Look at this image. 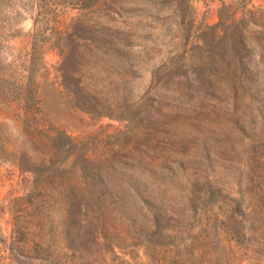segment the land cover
I'll use <instances>...</instances> for the list:
<instances>
[{
  "label": "rangeland",
  "instance_id": "rangeland-1",
  "mask_svg": "<svg viewBox=\"0 0 264 264\" xmlns=\"http://www.w3.org/2000/svg\"><path fill=\"white\" fill-rule=\"evenodd\" d=\"M110 2L0 0V264H264V82L210 98L197 64L236 0H190L193 27ZM102 36L132 46L89 60Z\"/></svg>",
  "mask_w": 264,
  "mask_h": 264
},
{
  "label": "trees",
  "instance_id": "trees-1",
  "mask_svg": "<svg viewBox=\"0 0 264 264\" xmlns=\"http://www.w3.org/2000/svg\"><path fill=\"white\" fill-rule=\"evenodd\" d=\"M107 0H98L95 10L102 15L120 16L128 11H113L109 8L112 3ZM135 9L144 12L152 9L155 11L150 17L161 16L162 10H166L165 17H178L184 27H193L190 0H133L130 4ZM138 18L148 19V15L139 13ZM124 31V29H122ZM124 32H122L123 34ZM125 37V35H124ZM89 47L86 58L94 62H106L109 53H122L132 46L131 39H112L108 37L81 38L78 39ZM202 56L197 64L204 62L206 88L210 90V98H217L218 93L212 88L215 86L228 87V95L236 98L239 91L264 82V9L249 5L247 0H236L233 5L223 4L218 15V23L212 27H204L201 37ZM56 48L61 57L66 59L67 46L64 39L56 41ZM6 75L0 73V83L8 84L10 79L3 80ZM26 77L22 84V93L13 98V102L19 106L20 111L28 112L29 104L35 102V95L29 92V80ZM2 91L0 94H2ZM207 94V93H206ZM1 104V101H0ZM11 104V103H10ZM84 170L88 167L83 165ZM72 236H69L67 253H77ZM48 264H71L68 258L57 257L53 253H46Z\"/></svg>",
  "mask_w": 264,
  "mask_h": 264
}]
</instances>
